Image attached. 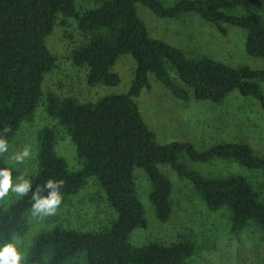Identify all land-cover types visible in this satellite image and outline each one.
<instances>
[{
  "label": "trees",
  "instance_id": "1",
  "mask_svg": "<svg viewBox=\"0 0 264 264\" xmlns=\"http://www.w3.org/2000/svg\"><path fill=\"white\" fill-rule=\"evenodd\" d=\"M75 1L0 0V129L5 125L11 128L7 134L10 142L21 123L32 120L43 96L44 76L56 68L46 39L58 16L75 19L84 37V43L72 51L71 60L75 66L87 68V85L117 86L120 78L112 68L118 57L129 55L135 72L125 94L105 96L95 103L46 95V113L68 134L81 167L69 171L66 161L55 153L54 130L44 127L37 133L36 173L30 178L33 189L48 178L63 179V198L75 195L88 178H95L115 218L96 232L54 227L39 233L32 239L25 264H68L78 255H83L85 264H190L196 251L190 239L141 247L129 243L132 231L146 227L133 176L135 168L148 178L149 200L161 223L168 222L172 212V184L158 169L167 165L192 185L209 210L228 211L233 235L238 236L249 223L264 230V202L245 177L206 175L178 160L183 155L198 164L233 161L264 173V154H256L244 142H220L201 151L191 142L159 145L134 101L143 89H150L149 76H153L178 101L221 104L236 91L255 100L264 112V93L259 85L264 83V70L233 68L208 57L189 59L180 49L151 38L136 11L140 4L157 18L176 19L193 13L222 36L226 35L223 25L237 27L246 32L247 55L264 58V21L248 13H230L253 8L258 0H178L172 5L164 0H95L94 8L81 12L76 10ZM7 168L13 180L20 174ZM30 198L31 192L8 208H0L1 242L26 233Z\"/></svg>",
  "mask_w": 264,
  "mask_h": 264
},
{
  "label": "rangeland",
  "instance_id": "2",
  "mask_svg": "<svg viewBox=\"0 0 264 264\" xmlns=\"http://www.w3.org/2000/svg\"><path fill=\"white\" fill-rule=\"evenodd\" d=\"M178 0H164L172 5ZM78 12L96 6L95 0H76ZM138 17L144 22L151 38L161 40L183 51L189 58L208 57L227 66L248 67L264 70V58L247 55L245 51L246 32L230 25H223L226 35L203 21L199 15L184 14L176 19L157 18L144 6L137 4ZM235 15L252 14L264 21V0L250 9H237ZM79 33L77 21L58 16L52 33L46 39L50 53L56 59V68L44 76L43 96L31 121L21 123L10 143L9 152L0 158V168L11 167L26 172L28 179L36 173L38 141L37 133L49 127L56 134L55 153L63 158L71 172L80 169L75 147L68 134L57 120L48 116L45 99L48 93L59 98L71 97L80 103H95L110 95L127 93L134 77L135 62L129 55L118 57L112 71L118 74L120 82L115 87L103 85L89 86L86 83L87 68L72 63L71 53L84 43ZM150 89H143L134 99L142 119L155 134L159 145L174 142H191L198 150H205L220 142H244L256 154H264V112L258 103L239 95L229 93L221 104L209 101H178L153 76H149ZM178 84L185 87L178 81ZM264 93V83H259ZM30 145L32 157L18 165L12 159L13 152ZM178 160L189 168L215 177L239 175L245 177L256 189L264 202V173L249 170L233 161H214L209 164L192 163L183 155ZM158 169L172 184V212L168 222H159L149 200L151 186L143 170L134 169L133 176L138 199L144 209L146 227L137 228L129 236V243L135 247L151 242L168 245L184 238L192 240L196 251L190 264H264V230L249 223L238 235L229 230V213L225 208L209 210L192 185L180 179L167 165ZM15 183V179L13 180ZM19 197L10 192L0 200V208H8ZM115 213L108 206L105 194L95 178H88L87 184L73 196L63 198L54 216L34 218L26 212L28 229L22 236H14L10 241L25 257L34 236L54 227L78 231L96 232L110 225ZM3 242L0 241V245ZM68 264H85L83 255H78Z\"/></svg>",
  "mask_w": 264,
  "mask_h": 264
},
{
  "label": "clouds",
  "instance_id": "3",
  "mask_svg": "<svg viewBox=\"0 0 264 264\" xmlns=\"http://www.w3.org/2000/svg\"><path fill=\"white\" fill-rule=\"evenodd\" d=\"M11 128L5 125L0 129V158H4L9 152L10 143L7 134ZM32 157V148L26 145L15 151L11 159L18 165L24 164ZM27 177L26 172H21L13 182L12 171L7 167L0 168V200H3L10 192L17 197L23 198L31 192V215L34 218L43 219L57 214L63 202L61 189L64 188L63 179L48 178L42 185H36L33 189L32 181ZM24 253L20 252L12 242L0 245V264H22Z\"/></svg>",
  "mask_w": 264,
  "mask_h": 264
}]
</instances>
